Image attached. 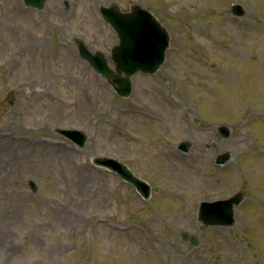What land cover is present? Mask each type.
Segmentation results:
<instances>
[{
  "label": "rangeland",
  "instance_id": "rangeland-1",
  "mask_svg": "<svg viewBox=\"0 0 264 264\" xmlns=\"http://www.w3.org/2000/svg\"><path fill=\"white\" fill-rule=\"evenodd\" d=\"M109 1L48 0L37 10L0 0V264H264V0H147L172 48L158 76L134 77L126 99L98 88L61 44L75 35L90 48L115 43L98 23L97 3ZM234 3L246 8L242 18ZM144 108L160 119L142 117ZM222 124L230 138L218 134ZM62 127L88 131L81 150L17 137H63ZM183 140L188 154L176 148ZM222 152L231 153L228 170L214 164ZM93 155L130 165L152 198L95 168ZM241 190L248 199L234 226L191 220L201 200Z\"/></svg>",
  "mask_w": 264,
  "mask_h": 264
},
{
  "label": "water",
  "instance_id": "water-1",
  "mask_svg": "<svg viewBox=\"0 0 264 264\" xmlns=\"http://www.w3.org/2000/svg\"><path fill=\"white\" fill-rule=\"evenodd\" d=\"M26 1L28 4L38 6L40 8L43 6V3H44V0H26ZM119 14H120V12H118V10L116 11L115 9H113V10L109 9L105 13V15L109 19V21L121 33L120 36H121L122 45L118 48V52L120 54V62L123 64H126V66H124V65L121 66V69H124V70L129 72L132 69L131 67H128V65H130V66H136L134 68V70H137L136 68H141V70L144 72H150V73L156 72L157 69L161 66V64L163 62L164 51H165V46H164L163 40H158L156 42L157 53H156V57L151 62H146V63L141 62L140 63L137 61H133L132 59H130L128 57L131 56V54L133 56H135V53H130L128 49H133L131 46H133L136 42V39H135L136 37L133 34H131L130 32L138 31L139 33H141V31H143L146 35L148 33L149 34L150 33H156L157 31H159L160 36H162V37L164 36L166 38L165 33L162 35L160 24L152 16L147 17V19H148V23H147L146 20L142 17L132 16L129 14H121V15H119ZM128 47H130V48H128ZM148 49H149V47H146L144 52H147ZM123 54L125 57L123 56ZM132 72H131V74H132ZM115 83L117 85L118 90L122 94L125 95V94H128L130 92V87H129L130 82L128 79H125V80L121 79V80L115 81ZM96 161L103 164V165L109 166L110 169H112L114 171L121 173L122 176L126 180H128L129 182L136 185L138 187V189L141 190L142 187H146L148 189V184L146 182H144L143 180L136 178L130 172V170L127 168V166L124 165L123 163L118 162V161L113 160V159H103V158L96 159ZM144 194H145V192H144ZM236 201H238V200L236 199ZM202 218L207 223H213L215 221L214 218H213V221L208 220L205 217H202Z\"/></svg>",
  "mask_w": 264,
  "mask_h": 264
},
{
  "label": "bare ground",
  "instance_id": "bare-ground-1",
  "mask_svg": "<svg viewBox=\"0 0 264 264\" xmlns=\"http://www.w3.org/2000/svg\"><path fill=\"white\" fill-rule=\"evenodd\" d=\"M5 154V151H2V148L0 147V155Z\"/></svg>",
  "mask_w": 264,
  "mask_h": 264
}]
</instances>
